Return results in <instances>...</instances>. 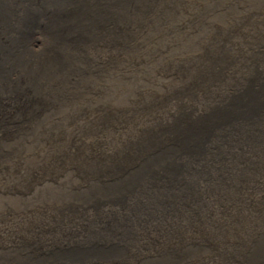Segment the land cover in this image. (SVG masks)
<instances>
[{"label": "bare ground", "instance_id": "6f19581e", "mask_svg": "<svg viewBox=\"0 0 264 264\" xmlns=\"http://www.w3.org/2000/svg\"><path fill=\"white\" fill-rule=\"evenodd\" d=\"M180 2L0 0V175L10 181L22 168L19 150L39 136L47 140L46 109H74L81 97L97 96L93 91L98 99L103 95L105 71L96 61L110 65L107 70L123 58L132 61L133 53L142 61L147 50L136 51L135 40L150 39L142 31L148 12L159 8L157 20L171 16ZM236 18L233 27H213L200 56L180 59L168 92L173 100L161 95V116L126 113L129 136L142 130L132 119L146 124L138 139L121 134L111 110L101 111L95 128L120 141L101 138L89 147L102 134L91 132L88 147L78 152L80 142L73 144L60 158L93 188L44 195L43 206L34 209L43 208L40 216L26 222L36 227L7 222L12 228L0 233V249L9 244L10 252L0 254V264H264V0ZM167 63L158 70L172 68ZM149 101L142 100L144 107ZM70 112L50 120L57 132ZM99 147L102 157H91ZM33 173L26 169L23 176ZM14 208L5 216L19 217Z\"/></svg>", "mask_w": 264, "mask_h": 264}, {"label": "rangeland", "instance_id": "374dc122", "mask_svg": "<svg viewBox=\"0 0 264 264\" xmlns=\"http://www.w3.org/2000/svg\"><path fill=\"white\" fill-rule=\"evenodd\" d=\"M262 1L263 0H181L179 5H174V13L171 16H167V17L161 16L158 20H157V17H158L157 13L160 12V9L158 8L156 12H154L155 10H153V9L150 10L148 12L149 20H147V22L149 24L146 25L148 28H146V26H144L142 29V31L144 30L143 34L150 36V39L147 40V39L141 38V41L135 40V44H138V48L136 49V51L138 50V52L139 51L142 52L141 53V55H142L147 50V52L143 55V57H141L142 61H140V62L136 61L135 57H137V56L135 53H133V58H134L132 60L133 62L130 59H127V63H126L124 61V58H123L121 60L122 62L120 61L121 62L120 64H117L115 68H112L114 70H111V69L107 70V67L110 65H107L104 63H99V61H96L95 66L96 67L101 66L103 68L102 71L103 70L105 71V72H102L103 76L101 77L102 78V80L100 82L101 84H99L101 86V90L104 92L103 95L98 99L99 91H93V93L97 96H95V97H92V96L81 97V99L78 100V106L74 109L71 106H67L68 107V108L66 107L67 109L62 108L59 110V112H57L56 110L48 111L49 109H46L44 112L45 113L44 119H48L49 122H47V123H49V125H50L49 126L47 124V132H48L47 140L44 136H39L36 144H33L32 146L22 148L19 150V152L22 153L24 150L27 149L28 151H32L33 153H32V156L26 155L27 157L25 156V153H23L25 156V158H22L24 160V162L22 160L19 164V165H22V168L19 172L12 173L11 174L12 178H10V175H9L10 181H8V179H5L6 175H3V174L0 175V210H1L0 211V225H3V223H5V225H6V226L4 225L3 231L0 230V233L2 234V232L3 233L5 232V233L9 234V231L11 230L12 227H10V226L8 227L7 222L8 223L12 222L15 225H17V223H18V225H19V222L22 221L21 224L24 223L23 228L27 227L26 224L28 225V223H26V222L27 221L31 222L30 219L33 218L35 216V214H38V213L40 214L42 212V210H41L42 208L37 209L38 213L34 209H36V207L37 208L40 207V204L37 202L44 201V195H46V194H53L54 192H56L59 195L61 192L63 193V190L68 191V192L76 191L78 193H80V192L84 193L87 191L89 192L93 188V183H91L89 180L83 181L82 179L77 178L75 176V174L73 173V168H74L73 164H72L71 168L68 166H66L64 169L58 168L57 165H59L62 161L60 159V158H62L61 154H66V153L68 154V152L70 150H72V149H70V148H72V145L78 144L79 142H80L81 146L78 147V152H79V149H82L83 146L88 147V144H87L88 140L85 138L91 132L97 131L98 133H102L103 136L105 135L102 131L95 128L98 124L99 117L101 116V111L104 113L105 108L111 110L112 113H114L112 115L113 118L119 119V121L116 122V125L118 128L122 127V130L125 133H121V134L124 135L125 137L126 136L128 137L131 134V130L128 129V125H130V123L125 122V116L127 114L135 112V115L137 114L136 116H139L138 114L141 113V118H144V116H146L148 118L157 117L158 115L161 116L160 106L162 105V96L168 95L170 84L172 85V83L174 81L173 77L174 78L177 77V75H174V73L176 72L175 70H177L179 68V66H181V64L183 63V61L180 59L181 58H184L185 60L187 58L192 59V55L200 56L199 54L201 53V51L199 50V46L201 43H203L207 40V37L212 32L213 27H215V28L220 27L218 30H223L224 27L222 28V26H226L227 24H230V23L232 24V27H233V23L236 21L237 16H239V18H241V17L251 13L259 5H261ZM232 5H234V7ZM227 13H229V15L231 16L230 19H229L230 16H228ZM199 19H200V22L197 24L196 22ZM155 21L160 22V25H159L160 27L157 26ZM155 27H156V29H155ZM155 30H160V32H158L159 34L155 33ZM142 31H141V33H142ZM211 42H213V41H211ZM212 44L213 43H211L210 46ZM148 47H149V49H148ZM144 56H145V58H144ZM134 61H135V63H134ZM177 61H180L179 64H177ZM197 61H198L197 59H194L190 63L194 64ZM167 62L172 64V68H169L170 70L169 69H161V71H159L158 66L162 65L163 63H167ZM168 63H167V65L164 64V66L170 67ZM155 72H156V74H155ZM147 75H150V76H147ZM169 81H170V83H169ZM152 82H154V83H152ZM146 84H147V86H146ZM143 87H144V89H143ZM125 99H126V101H125ZM141 99L145 100V101L150 100L149 104L151 102L153 104L149 105L148 107L147 106L144 107ZM168 99L173 100V98L169 95H168ZM86 105H88V106L86 107ZM125 105H127V106H125ZM156 105H157V107H156ZM104 106H106V107H104ZM88 107H89V109H88ZM149 109H150V111H149ZM70 110H71V112H70L71 117L68 119H65V121L61 122V125H60L61 128L57 132L54 129V127H52L53 122H51V121H53L54 119H55L54 121H60V119L62 118V112L63 111H70ZM144 110H146L147 112H144ZM84 112L86 114H84ZM45 121H47V120H45ZM132 121H134V124H135L137 129L139 128L142 130H140L139 133L137 131L136 134H134V136H129L130 140L138 139L146 127V124L143 121V119H139L136 117V118L132 119ZM19 122H20L19 119L14 120V123L16 125ZM65 122H67V125ZM64 123H65V125H64ZM72 125H74V126H72ZM116 125L115 124L112 125L113 128H115ZM155 125L157 126V124H155ZM44 129H45L44 127H40V131H43ZM48 130H50L51 132ZM65 133H67V134H65ZM56 136H57V139H56ZM98 136H99V134L96 136V138ZM137 136H138V138H137ZM75 138H77V139H75ZM101 138L102 137H98L96 140H94V142H91L89 144V147L93 146L94 144L97 145L98 141ZM104 138L108 140L109 144L111 143L112 138H115L117 141H120L118 135H116L114 137L111 136V138H110V135H108L107 137H104ZM75 140H77V141H75ZM85 140H87V141L84 142ZM21 141L22 140H20V142ZM25 143L26 144L30 143L29 136H26ZM117 143H119V142H117ZM37 144H38V146H36ZM43 144H46V145L43 146ZM106 146H108V145H106ZM106 146L105 147L103 146V150H105ZM75 147H77V145H74V148ZM122 147H124V146H122ZM48 150H50V151H48ZM29 153H31V152H29ZM33 154L35 156H33ZM67 154H66V156H67ZM92 154H93V152H90L89 150H87L84 155H86V157H89V155H92ZM53 157L56 159L55 163H54V161H52ZM91 157H97V158L102 157V152L100 151V147L95 148V153ZM58 159H60V160L58 161ZM35 160H36V162H35ZM26 161H27V163H26ZM38 162H40V163L38 164ZM6 164H8V163H6ZM26 165H27V167H26ZM54 166H55V168H54ZM44 167H47V168H45L43 171H41L42 170L41 168H44ZM26 169H28V170L33 169L34 170V173L31 174L32 177H31V175L23 176V174H25ZM36 170H37V172H36ZM61 171H62V173H60ZM20 173H22L21 174V180H19L20 179V175H19ZM56 174H57V176H56ZM60 175H61V177H60ZM66 176H67V178H66ZM74 177H75V179L76 178L77 179L73 180ZM39 180H41V181H39ZM30 183H32L33 186L30 185ZM78 183H79V185H77ZM7 184H9V185H7ZM58 184H60V185L58 186ZM62 184H63V186L64 185L65 186L63 187ZM7 186H8V188H7ZM31 190L33 191V193ZM31 193H32V195H31ZM27 195H29L30 198H28ZM40 196H42L43 198H40ZM31 198H32V200H30ZM25 200L26 201L28 200V201L26 202ZM34 201H35V204H34ZM6 203H8V204H6ZM29 204H31V205H29ZM12 206L15 207L14 208L15 212L14 211L13 212L16 215H20L19 217H15L13 215H9L8 217L5 216L7 212H12V211H10V208H12ZM18 210H19V212H18ZM24 214L29 219V220L25 219L26 220L25 222L22 219ZM36 216H40V215H36ZM2 219H3V221H2ZM17 219H18V221H17ZM13 220H16V221L14 222ZM34 226L36 227L37 225L32 224V223H30L28 225V227H34ZM9 236L11 237V235H9ZM19 244L16 248H15V246H13V248H15V252H20L19 251L20 250ZM34 244L35 243L30 244V245H28V247H31ZM7 247H8V249L10 248L9 244L7 246L4 245L1 247V248H5V250L2 249L3 251L0 249L1 255L5 256L6 254H8V252H10V250H8ZM30 250H32V249H30ZM27 253H29V251ZM148 260L149 259H146V261H148ZM142 263H145V262L143 261Z\"/></svg>", "mask_w": 264, "mask_h": 264}]
</instances>
